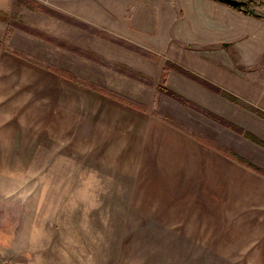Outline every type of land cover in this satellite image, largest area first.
Returning a JSON list of instances; mask_svg holds the SVG:
<instances>
[{"label":"rangeland","instance_id":"1","mask_svg":"<svg viewBox=\"0 0 264 264\" xmlns=\"http://www.w3.org/2000/svg\"><path fill=\"white\" fill-rule=\"evenodd\" d=\"M35 1L48 13L23 0H0V264H264V146L204 110L262 140L264 119L173 69L165 87L202 112L157 88L171 61L264 110V17L219 0H141L134 16L146 23L123 30L139 35L132 39L140 44L81 20L72 0ZM250 8L264 16V6ZM24 26L86 53L37 38ZM121 38L153 59L119 45ZM36 60L135 100L145 114L49 73ZM159 117L262 171L227 160Z\"/></svg>","mask_w":264,"mask_h":264},{"label":"trees","instance_id":"2","mask_svg":"<svg viewBox=\"0 0 264 264\" xmlns=\"http://www.w3.org/2000/svg\"><path fill=\"white\" fill-rule=\"evenodd\" d=\"M23 1H24L23 3L28 5L30 8H34L35 10H39V11H45V13H48L46 8L44 7L45 5L39 3L35 0H23ZM246 2L249 3L248 6H247V3L245 5H242V7L246 11L245 13H250V14H253L257 17H264L263 14H261L260 12H257L256 10L250 8V6L254 7V8H260V7L264 6V0H247ZM239 10H241V9H239ZM241 11H243V10H241ZM50 14H54L59 19L65 21V22L71 23V24H73L77 27H80L82 29H85L89 33L96 35L98 37L107 39V40L112 41V42L115 40L113 37L110 36V34H108V32H105L103 30H98L96 27L89 25V24H86L85 22H82V21L77 20L75 18H72L69 15L61 14L57 11H54L53 13H50ZM23 29L26 32L36 36L37 38L45 39V40L51 42L52 44H54L56 46L62 47L63 49H66V50H70L71 52H74L76 54L83 55V53L85 52V51L81 50L80 48L75 47V45L70 44L67 41L52 38V37L48 36L47 34H43L39 31H35L33 29L26 28L25 26ZM117 42L119 43V45L125 47L126 49L138 52V54H140L143 57H146L149 59H153V57H154L152 52H147L146 50H143L141 47H139V46H137V45L125 40V39L121 38V40H118ZM11 52H14L15 54H17L18 57H21V58H23L22 56L26 55L19 50H12ZM91 56L93 59H96L94 54ZM36 62L38 63L37 65L43 67L45 70H47V71H49V72H51V73H53L59 77H62V78L67 79L69 81L78 82V83L82 84L84 87H87L88 89H90L91 91H94V92H96L102 96H105L111 100H114V101H116L122 105L128 106L134 110L142 111V112L145 111L144 106L142 104L136 102L135 100H131V99H129L123 95H120L118 93H115V92H110L102 86H98V85L92 84L90 82L80 80L79 78L74 77L71 74L64 72L63 70L56 68L52 65L42 64L38 60H36ZM169 69H173L178 73L184 74L188 78L194 80V82L200 83L206 89H208L212 92L221 94L222 97L229 100L230 102H232L234 104L236 103V104L240 105V107L245 108L248 111H250L251 113L256 114L257 116L264 119V110L262 108L257 107L251 103H247L246 101H244L242 98H240L236 94H233L232 92H230L226 89H223L222 87L218 86L217 84L213 83L210 80L202 78L196 74H193L192 72H190L188 70L183 69L181 66H179L176 63H173L171 61H166V64H164V67L162 69L161 76H160V83L157 86V88H158L160 93L176 100L180 104H183V105L191 107L192 109L194 108L198 111H201L193 102H191L190 100H188L187 98H185L181 94L173 91L172 89L165 87L164 81H165V78L167 77V73H168ZM130 72L135 73V75H132L133 78H135L141 82L145 81L144 78L141 77V75H143V74H137L136 72H133V71H130ZM204 113L207 116H209L212 120H215L216 122H219L220 124L226 125V127L231 129L232 131L243 135L246 139L253 141V142H256L259 145L264 146V140H262L261 138H259L255 134L251 133L250 131H247L244 128L240 127L239 125L233 123L232 121H230L228 119L226 120L224 117H221L215 113L208 112L206 110H204ZM161 119L167 125H170L176 129H179L182 131H186L182 126L179 125V123L175 122L171 118L161 117ZM187 133L191 137H193L195 140L200 142L202 145H205L209 148L216 150L221 155H223L225 158H227L229 160L236 161V162H238L242 165H245V166L247 165L251 169L256 170L257 172L262 171L261 168L255 166L252 163H249L244 157H241L240 155H238V153H236L232 149L227 148L223 145H220V144L216 143L215 141H213L212 139H209V138L203 136L202 134H196V132H194V131H192V132L190 131V133L189 132H187ZM262 173H264V172L262 171Z\"/></svg>","mask_w":264,"mask_h":264},{"label":"crops","instance_id":"3","mask_svg":"<svg viewBox=\"0 0 264 264\" xmlns=\"http://www.w3.org/2000/svg\"><path fill=\"white\" fill-rule=\"evenodd\" d=\"M131 1H134L135 4L129 8L130 13H128V14L122 13L121 14L119 11V7L126 5V4H128V2H131ZM140 1L141 0H72L71 2L74 5V7L76 8V10L74 11L75 12L74 14L76 16H78L81 20H83L85 22H90L96 26H105L113 32H120L122 34V36H124L128 39H131V40H135L136 42L142 44V41H138L137 39H132L133 36H139V35L131 36V35H127L123 31V30H125V28H127L131 25H134L136 23L138 24L139 27L143 26L146 23L147 19L145 17H142L139 21V19L134 16L133 9H134L135 5H137V4L139 5ZM176 3H177V1H176ZM113 5H115L116 8H114ZM162 25H163V23H162ZM169 27H170V24L166 23L165 27H162V28L167 33L169 31ZM42 69H44V68H42ZM45 71H47V70H45ZM47 72H49V71H47ZM122 106L128 107L125 105H122ZM133 111L137 112L138 114H145V113H142V111H137V110H133ZM159 119H161V117H159ZM163 124H165L166 126H168L170 128H173V129H175V130H177L183 134L185 133L182 130H179V129H176L170 125H167L164 121H163ZM187 136H189L196 143L198 142L193 137H191L189 134ZM180 137H181V140L183 142L187 143V139L185 137H183V136H180ZM198 143L201 144L200 142H198ZM170 146L175 147L177 150H180V149L185 150L186 149V147L181 145V144L173 143V144H170ZM191 153H193V150H191V149L186 151L187 158H189V155ZM174 160H175V158L173 159V163H174ZM227 160H229V159H227ZM192 163H190L189 166ZM176 164H181V162L177 161V163H174V165H176Z\"/></svg>","mask_w":264,"mask_h":264},{"label":"water","instance_id":"4","mask_svg":"<svg viewBox=\"0 0 264 264\" xmlns=\"http://www.w3.org/2000/svg\"><path fill=\"white\" fill-rule=\"evenodd\" d=\"M222 3H225L235 9H241L243 12H246L242 5H245V0H219Z\"/></svg>","mask_w":264,"mask_h":264}]
</instances>
